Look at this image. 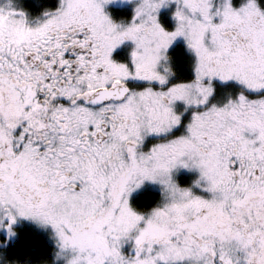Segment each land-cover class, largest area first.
<instances>
[{
  "label": "flooded vegetation",
  "instance_id": "obj_1",
  "mask_svg": "<svg viewBox=\"0 0 264 264\" xmlns=\"http://www.w3.org/2000/svg\"><path fill=\"white\" fill-rule=\"evenodd\" d=\"M134 16L67 15L50 26L28 28L2 49L0 183L13 185L2 178L9 174L35 202L49 192L46 180L56 181L60 191L79 193L80 180H130L144 175L145 164L155 170L164 145L177 190L201 199L198 217L209 223L185 232L203 243L231 238L237 247L247 241L254 245L264 233V60H258L251 33L245 37L234 29L228 35L235 38L215 59L208 34L198 43L174 36L167 15H160L161 35L171 36L168 48L156 64L138 69L131 59L133 37H151L157 15ZM210 108L226 111L229 121L217 140L218 189L205 186L204 166L182 170L175 159L176 148L187 145L208 157L214 122L220 119L217 113L209 118ZM27 163L40 166L37 176L24 167ZM147 196L148 206L135 209L133 199L148 201ZM160 197L156 187H144L130 203L146 214Z\"/></svg>",
  "mask_w": 264,
  "mask_h": 264
},
{
  "label": "rangeland",
  "instance_id": "obj_2",
  "mask_svg": "<svg viewBox=\"0 0 264 264\" xmlns=\"http://www.w3.org/2000/svg\"><path fill=\"white\" fill-rule=\"evenodd\" d=\"M117 8L139 20L157 15L153 20L152 38L131 36L137 39L131 55L135 68L147 69L156 64L168 48L171 36L161 35L165 33L162 31L165 26L160 22V15H167L169 27L175 29L174 36H190L198 43L208 34L207 48L210 58L215 59L235 38L228 35L234 29L245 37L251 33L260 56L258 60H264V11L254 1L234 7L232 0H57L54 9L42 12L39 15L45 16L35 20L27 16L30 14L22 9L20 1L0 0V52L18 42L28 28L47 27L67 15H112L111 10ZM217 109L210 108L208 113L209 118L217 113L220 119L214 122V137L209 141L206 159L196 153L195 145L193 149L189 145L176 148L175 159L182 170L187 166L192 171L205 167L208 189L221 187L216 165L217 140L229 124L227 112ZM247 145L243 139L242 147ZM166 149L160 146L155 170L148 171L149 164H145L144 175L130 180H80L79 193L60 191L54 186L56 181L46 180L50 190L40 202H35L31 193L19 190L22 185L3 172L2 178L11 179L14 184L0 183V238L14 240L15 227L21 224L48 233L55 249L51 264H264V233L254 245L253 241H247L238 248L231 238L203 243L205 240L199 236L194 238L185 232L189 227L209 223L208 219L202 223L198 217L201 199L185 197L177 190L172 176L174 165L166 159ZM36 165L27 163L24 167L34 171L35 177V171H41ZM197 175L199 179L201 174ZM144 187H156L161 196L158 205L146 214L137 212L130 203ZM213 204L220 207V203ZM0 264H3L1 260Z\"/></svg>",
  "mask_w": 264,
  "mask_h": 264
},
{
  "label": "trees",
  "instance_id": "obj_3",
  "mask_svg": "<svg viewBox=\"0 0 264 264\" xmlns=\"http://www.w3.org/2000/svg\"><path fill=\"white\" fill-rule=\"evenodd\" d=\"M23 10L30 15H39L44 11L52 10L57 0H18ZM247 1H254L264 11V0H232V5L238 7ZM112 15H127L126 10L113 9ZM150 198L147 196L146 198ZM142 197H136L132 205L137 210L148 206ZM16 236L12 242H5L0 238V260L3 264H51L55 249L48 233H44L30 225L21 224L15 227Z\"/></svg>",
  "mask_w": 264,
  "mask_h": 264
}]
</instances>
